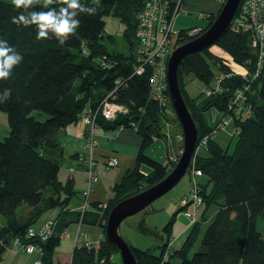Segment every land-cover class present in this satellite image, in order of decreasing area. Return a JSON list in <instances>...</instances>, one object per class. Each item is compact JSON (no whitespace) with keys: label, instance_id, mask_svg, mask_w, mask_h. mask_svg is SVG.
<instances>
[{"label":"trees","instance_id":"1","mask_svg":"<svg viewBox=\"0 0 264 264\" xmlns=\"http://www.w3.org/2000/svg\"><path fill=\"white\" fill-rule=\"evenodd\" d=\"M96 6L95 15L81 13L80 26L64 45L51 37L36 39V27L11 22L22 9L14 10L11 0H0V39L23 56L9 78L0 80V92L11 89L8 100L0 102L6 114L8 134L0 140V260L15 238L33 242L40 248L41 264H112L117 247L105 237V223L110 210L123 199L135 195L162 180L172 169V162L160 163L144 151L159 139V122L163 107L150 98L149 71L134 73L136 15L142 0H80ZM62 6L60 4L49 7ZM30 10H47L43 0ZM113 15L124 24L123 35L128 53L109 51L104 44V20ZM210 22L214 20L210 16ZM112 41V37L106 36ZM186 31L179 32L177 45L191 40ZM216 47L246 71L236 75L210 52ZM258 50L251 48L248 34L227 29L212 46L192 53L177 67L178 85L197 129L196 147L207 138L205 148L195 149L187 173L200 170L194 178L201 197V216L190 228L177 250L165 257L174 216L161 228L167 236L159 248L139 250L129 246L136 264H264V56L257 76ZM223 76L219 80V77ZM199 81L203 90L218 89L209 98L203 91L192 97L186 90V78ZM237 92L241 99L235 103ZM111 100L126 108L124 115L106 121L96 116L95 125L103 130L133 129L142 138L134 167L112 188L106 203L89 202L83 212L70 211L68 205L77 195L72 180L58 179L62 151L60 132L79 121L86 111H97L102 100ZM169 99V94L166 92ZM205 102L198 106L197 101ZM2 98V97H0ZM214 109L217 118L211 124L206 113ZM42 115L44 120L38 119ZM228 119L233 126L235 143L231 152L223 148L213 134L216 126ZM150 169L144 173L141 168ZM191 177V175H190ZM197 178H205L202 183ZM33 208L30 217H19L21 207ZM57 208L59 213L45 242L28 239L42 212ZM212 209L210 217L208 212ZM199 210V211H200ZM144 213L147 211L144 209ZM209 223L202 231V224ZM101 228L103 239L97 248L75 245L69 262L55 256L60 236L72 224ZM141 233L155 234L140 220ZM162 239V238H161ZM165 257V258H164Z\"/></svg>","mask_w":264,"mask_h":264},{"label":"built area","instance_id":"2","mask_svg":"<svg viewBox=\"0 0 264 264\" xmlns=\"http://www.w3.org/2000/svg\"><path fill=\"white\" fill-rule=\"evenodd\" d=\"M226 0H216L220 8ZM143 5L136 15L135 28V66L134 73L142 75L149 71L150 98L157 102L161 107L165 106L167 89L166 68L168 59L177 45V36L179 32L186 31L190 38L202 33L210 24V16L216 14H200L201 19L208 21L207 26L202 28H189L188 30H175V22L178 15L184 12L183 5L186 0H142ZM188 14V13H187ZM235 33L248 34L251 48L258 50V66L254 72V76L258 75L260 64L263 62L264 56V0H241L234 17L231 20L229 28ZM223 53L222 51H220ZM224 54V53H223ZM228 62H224L227 67H236L239 71H234L236 75L245 76L246 71L234 64L231 58L226 55ZM225 61V60H224ZM223 76L219 77V80ZM213 89L203 90L205 98H209L214 90L218 89V81ZM111 95L105 97L100 103L97 111L94 113L86 110L79 118V122L87 126L89 130L85 133L86 153L77 157V162L85 166L87 174V188L82 193L83 201L80 212L83 213L88 208V196L91 192V185L97 180L98 172L107 173L119 164L116 156H109L103 163L101 169L96 166L95 158V119L97 115L106 121L114 120L118 115L126 114L125 107L111 100ZM241 99V92H237L234 103ZM230 121L223 119L215 128L213 134H217L221 129L225 128ZM207 138L200 140L196 150L205 148ZM169 162L175 164L177 161L168 156ZM191 179V200L182 198L178 203V208L182 211L184 217L195 223V217L199 213L202 205L201 197L198 194L197 184L194 180L196 176H201L200 170L192 169L189 172ZM54 222H46L41 228H28L26 237L32 240L45 242L53 229ZM83 237L80 231H77L75 243L79 238ZM12 243L19 251L26 255L35 256L33 264H41V251L37 244L33 242H23L19 238H15ZM88 247H93L91 242H87Z\"/></svg>","mask_w":264,"mask_h":264},{"label":"crops","instance_id":"3","mask_svg":"<svg viewBox=\"0 0 264 264\" xmlns=\"http://www.w3.org/2000/svg\"><path fill=\"white\" fill-rule=\"evenodd\" d=\"M219 8H220L219 3L216 2V0H186V3L183 5L184 12L178 15L177 21L184 22V24L189 25L191 20L194 19L195 16H199L200 14H216ZM182 28H186V27H184L183 25ZM204 102L205 99L204 97H202L197 101V104L198 106H201ZM217 117L218 116L216 114L215 118ZM208 122L210 124L212 123L209 120ZM88 130L89 128L87 126L83 125L78 121L74 124L68 125L60 132L59 135V146L62 151V158L59 161V163H60V168L64 169L65 174H63L62 177H60V174H58V179L61 183H65L69 179L72 180L73 188L77 193V195L71 199L68 205V210L70 211L80 212L83 201L82 193L87 188L86 168L85 166H82V164H79L77 162V157L81 154L83 155L84 153H86L85 133ZM94 134H95V143H96L95 158H96L97 168L101 169L104 161L109 156L112 155L118 158L119 164L117 167L120 166L119 168L117 167L113 168L112 171L107 173L98 172L97 180L91 185L92 189L88 196V201L90 203L91 202L106 203L107 200H109L113 195L112 193L113 186L121 181V179L128 170H131L134 167L136 155L139 149L141 148L142 138L139 135H137L135 130L124 129V128H120L112 131V130H103L97 127L94 130ZM156 140L162 143L161 151L164 152V154L160 151L159 148L156 149L155 153H152V151L147 152L148 151L147 149H145L144 152L149 157L155 159L156 161L160 163H164L166 159V154L169 155V153L171 152L170 149L175 151L176 148L175 144L174 146L172 145L173 148H171L165 145L163 141L159 139H155L154 142ZM176 146L179 147V144L178 145L176 144ZM198 152L200 155L204 154L203 152L200 151ZM141 170L144 173L150 172V169L146 167H142ZM101 178L102 180H100ZM173 208L169 207V209L165 210L166 218L163 224H165L172 216H174V224L172 226L170 239L168 240L167 243L165 257L168 256L169 252H172L173 250H177L181 247V245L183 244L186 238V235L188 234L190 228L194 224L193 222H191L190 220L184 217L183 213H181L182 211H180L178 206ZM19 210H21V212L20 213L17 212L18 213L17 215L19 217L25 218V220H27L30 217V214L34 212L33 208L25 207V206L19 208L18 211ZM49 210H50L49 212H47L48 210H46L41 213L39 218H37V220L35 221L33 228H41L46 222H54L55 218L59 213V209L53 208ZM154 211L156 210H153L152 212L155 213ZM148 213L150 214L151 211H147V213L145 214L147 215ZM43 214L45 215L44 218L42 219L40 224H37L38 220L42 217ZM200 216H201V210L195 217L196 221L200 219ZM145 219L146 218H144V220ZM144 222L146 223V220ZM3 223H4V219H0V226ZM72 225L74 226L76 225L74 243H75L77 231H80L83 234V237L79 238L77 240V243H75L73 247L75 245L87 246L86 244L88 240L92 244L95 243V245H97V243H99L104 237L101 228L84 226L81 225V223L72 224ZM147 226L149 227L150 225ZM82 227L85 228V232L84 230H82ZM150 228H152V226H150ZM67 230L68 228L62 233V235L60 236L61 239L71 238V236L66 233ZM19 252L21 251H19L18 248H16V251L12 255L14 261L16 260V258L14 257H16L19 254ZM25 257L29 258L31 256L25 255ZM35 259L36 257L32 256L31 258L32 264L34 263ZM69 260H70V256L67 258L66 261L63 262H69Z\"/></svg>","mask_w":264,"mask_h":264},{"label":"rangeland","instance_id":"4","mask_svg":"<svg viewBox=\"0 0 264 264\" xmlns=\"http://www.w3.org/2000/svg\"><path fill=\"white\" fill-rule=\"evenodd\" d=\"M220 9V8H219ZM219 11V10H218ZM218 13V12H217ZM216 13V15H217ZM213 18H215V16ZM199 16H195L194 19L191 20L190 24H184V22L177 21L175 22V30H188L191 27L195 28H202L204 29L208 21L204 19H200ZM211 20V18L209 19ZM186 28H182V26ZM124 30V24L121 23L116 17L113 15H110L105 18L104 20V44L106 45L107 49L109 51H118L122 53H128L129 51V45L127 41L124 38L123 35ZM106 36L112 37V41H109L106 39ZM179 46V45H178ZM210 52L217 60L228 62L226 59L225 54L221 53L220 50H218L216 47L210 48ZM227 66V65H226ZM230 69V72L235 74L234 71H239L236 67H227ZM187 86L186 90L192 97H197L201 91H203V85L197 81L192 79V77L186 78ZM163 113L164 118H162L159 122V140L163 141V143L171 148L172 145L175 144V151L170 149V158H174V160H178L179 156L182 151L183 146V140H182V130L180 127V124L174 114V111L172 109V105L170 102V99L166 100L165 106L163 107ZM36 116H39L38 113H35ZM206 117L210 122L215 121L216 117V111L212 109L210 112L206 114ZM44 117L40 115L38 119H43ZM8 124H7V118L6 114L0 111V140H2L7 134H8ZM216 141L223 147L227 148L229 152L232 151L234 143H235V137H233V126L232 124L227 125L225 128L221 129L217 135H216ZM176 144H179V147L176 146ZM162 143L159 141H155L152 143L148 148H146L152 153L156 152V149L159 148L161 151ZM168 148V147H167ZM162 152V151H161ZM164 154V152H162ZM168 154H166L165 162H167L169 159ZM120 167V166H119ZM117 167V168H119ZM116 170V169H115ZM114 170V171H115ZM112 171V170H111ZM60 177L65 174V171L63 168H60ZM103 178V177H102ZM102 178L100 180H102ZM191 179L192 176L187 173L183 179L176 185L172 190H170L165 195L161 196L160 198L153 201L148 207L145 208L146 211H151L149 214H145L142 212L137 213L133 216H130L126 218L121 224L119 228V233L122 238V240L128 245L133 248L139 249V250H147L150 249L155 255L159 254V246L166 241L167 236L162 233L161 228L165 225L164 220L166 218L165 210L169 209V207H177L179 201L182 198H186L187 200H191ZM205 180V178H197L196 181L198 183H202ZM83 198V196H82ZM84 199V198H83ZM174 209V208H173ZM212 209L208 212L207 216L210 217V214L212 213ZM155 213H153L152 211ZM48 210L47 212H49ZM18 213L21 212V210L17 211ZM45 212V213H47ZM44 213V214H45ZM182 213V212H181ZM42 215V217L38 220L37 224H40L42 219L45 215ZM146 218V226L150 225L152 228H150L151 231H153L155 234L149 233H141L137 229V225L140 220ZM0 219H3L0 216ZM144 220V221H145ZM209 223V220L205 221L204 224H202V231H204L205 226ZM36 224V225H37ZM163 225V226H162ZM264 225L263 222L259 219L258 221V229L260 230L261 226ZM148 227V226H147ZM75 229L76 225H70L67 230V234L71 236L69 239H61L59 245L55 249V256L60 259V261H66L67 258L71 255L72 248L74 243V236H75ZM82 230L85 232V228L82 227ZM264 237V235H263ZM162 238V239H161ZM89 241V240H88ZM100 243V242H99ZM93 244V247L97 248L98 244ZM16 246L13 245L12 241L7 246L4 255L2 257V260L0 261V264H32L31 257L27 258L25 257L26 254L19 252V254L14 257L16 260H13V253L16 251ZM29 256V255H28ZM34 258V257H33ZM165 258V257H164ZM112 264H122L121 259L119 256V253L114 254L111 258Z\"/></svg>","mask_w":264,"mask_h":264},{"label":"water","instance_id":"5","mask_svg":"<svg viewBox=\"0 0 264 264\" xmlns=\"http://www.w3.org/2000/svg\"><path fill=\"white\" fill-rule=\"evenodd\" d=\"M241 0H226L212 23L199 35L177 46L171 53L166 68L169 99L182 130L183 146L177 162L158 183L118 202L109 212L105 223V237L117 249L122 264H136L129 246L122 240L120 224L128 217L142 212L153 201L172 190L187 174L196 149L197 129L184 102L178 85L177 67L186 56L210 47L228 28Z\"/></svg>","mask_w":264,"mask_h":264},{"label":"clouds","instance_id":"6","mask_svg":"<svg viewBox=\"0 0 264 264\" xmlns=\"http://www.w3.org/2000/svg\"><path fill=\"white\" fill-rule=\"evenodd\" d=\"M39 0H11L14 10L22 9L11 22L18 27L35 26L36 39H49L54 37L60 45H64L70 36L74 35L80 26L78 16L83 13L95 15L96 6H86L80 0H43V8L47 10H30ZM60 4L56 7L50 5ZM23 61V56L16 49L8 44L6 40L0 39V80L10 77L12 69ZM11 96V89H4L0 92V102L8 100Z\"/></svg>","mask_w":264,"mask_h":264}]
</instances>
